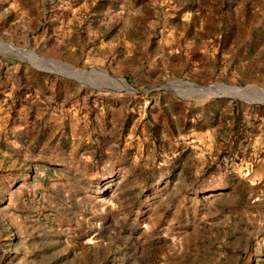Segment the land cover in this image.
Listing matches in <instances>:
<instances>
[{
	"label": "rangeland",
	"instance_id": "374dc122",
	"mask_svg": "<svg viewBox=\"0 0 264 264\" xmlns=\"http://www.w3.org/2000/svg\"><path fill=\"white\" fill-rule=\"evenodd\" d=\"M0 44L83 71L0 47V264H264V94L195 86L264 90V0H0Z\"/></svg>",
	"mask_w": 264,
	"mask_h": 264
},
{
	"label": "water",
	"instance_id": "95a60500",
	"mask_svg": "<svg viewBox=\"0 0 264 264\" xmlns=\"http://www.w3.org/2000/svg\"><path fill=\"white\" fill-rule=\"evenodd\" d=\"M0 47H4V48H8V49H13L14 51H16L17 53L23 55V56H29V55H35L38 59V63H37V60H32L31 59V62L33 64V66L37 67V68H40V69H44V70H47V71H54V70H49L47 69L46 67L49 66L50 64H56L57 65V68L59 69L58 71H54V72H57V73H62L64 76H67V77H72L75 79V77L78 76V73L79 72H83L81 70H76L75 68H72V67H69L68 65L62 63V62H59V61H55V60H50V59H46V58H42V57H39L37 56L34 52L28 50V49H24V48H19V47H15L14 45H7V44H0ZM105 73H107V71H104V70H101ZM84 72H87V71H84ZM89 75L90 73H93V71H89L88 72ZM101 74V73H100ZM84 77H88V76H84ZM123 82L126 83L127 87L126 88H122V89H113V88H109V89H105V88H98V90H126V91H129V92H136L125 80H122ZM189 85V86H193L194 84L192 83H189V82H186L184 80H174V81H171L169 83H167L166 85H161L160 86V89H172V90H176L175 89V85ZM215 85H219V86H226V87H229L231 88L230 86H227L223 83H218V84H215ZM215 85H212V86H215ZM195 86H199L197 84H195ZM200 87V86H199ZM208 87V86H206ZM206 87H201V88H206ZM228 88V89H229ZM234 88H242V87H235ZM248 88V87H247ZM226 89V92L225 91H221V90H216L217 92H215L216 94H212L210 95L211 97H232V98H238V99H241L243 101H246V102H255V101H250L249 97H251V95L249 94V91L247 92H244L241 94V97L240 95H238V93L234 92V91H231ZM255 91V90H258L261 92V94L263 93L264 94V90L259 88V87H254V89H252V91ZM210 96H207V97H210ZM255 103H262L264 104L263 102H255Z\"/></svg>",
	"mask_w": 264,
	"mask_h": 264
},
{
	"label": "bare ground",
	"instance_id": "6f19581e",
	"mask_svg": "<svg viewBox=\"0 0 264 264\" xmlns=\"http://www.w3.org/2000/svg\"><path fill=\"white\" fill-rule=\"evenodd\" d=\"M35 58H33L32 57V55H29V56H24V57H26V58H28V59H32V60H37V62H38V59H37V57L35 56V55H33ZM47 69H49V70H54L55 71V69L56 70H58L57 69V65L56 64H50L49 66H47L46 67ZM81 72H79L78 73V75L80 74ZM105 73V72H104ZM107 74V73H106ZM119 83H121L125 88L127 87V85H126V83L125 82H123L122 80H119ZM175 87V89L176 88H178V86H174ZM198 87V89L201 91V92H203L204 93V91H206V92H211L212 94H216L215 92H217L219 89H221V91L223 90V91H225L226 92V89H228L229 87H225V86H219V85H215V86H212V87H206V88H201V87H199V86H197ZM231 89V91H234V92H236V93H238V95H240L241 96V94L242 93H244V92H247V91H249V93H253V91L251 90V89H248V88H234V87H231V88H229L228 90H230ZM217 90V91H216ZM241 91L240 93L238 92V91ZM255 93V92H254ZM211 94V95H212ZM251 96H254V97H257V95H255V94H251ZM258 98V97H257ZM256 98V99H257ZM250 99V98H249ZM250 101H251V99H250ZM254 101V100H253Z\"/></svg>",
	"mask_w": 264,
	"mask_h": 264
}]
</instances>
